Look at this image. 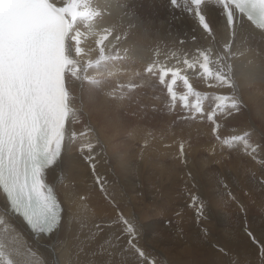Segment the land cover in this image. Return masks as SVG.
<instances>
[{
    "label": "bare ground",
    "instance_id": "1",
    "mask_svg": "<svg viewBox=\"0 0 264 264\" xmlns=\"http://www.w3.org/2000/svg\"><path fill=\"white\" fill-rule=\"evenodd\" d=\"M110 10L112 16L106 18L107 22L122 24L123 34L120 40L110 36L105 41V54L113 55L119 52L122 58L109 60L99 69H88V74L99 81L98 84L92 85L84 82L83 91L79 86H73L71 89L76 97L74 104L78 110L79 122L67 125L69 131L79 133L84 130L85 125H88L95 132L89 133L88 137H78L76 143L71 145L63 155L61 168L55 172L49 170L47 174L46 181L53 186L54 193L62 206L61 220L57 229L47 237L35 236L28 230L21 218L9 214L6 199L0 195V218H3L8 225L7 232L0 230V239H3L8 245L15 264H53L54 259L58 260L59 264H142L135 251L125 250L129 248V236L124 232L121 217L127 218L129 221L132 219L135 222L131 221L136 227L134 242L148 255L149 243L145 230L147 225L144 222L147 216L144 211L146 208L145 198L138 199L141 207L136 212L133 207L135 201L133 195L139 196L140 193V196L146 197L147 195L148 145L144 142V140L147 141V135L144 134L147 131L139 129V125H135V123L144 122L145 107L149 108L155 105L157 109H160L158 103L161 101L153 100L149 95V86L153 82L155 84V80H153L152 74L145 72V69L153 61L157 62L158 67L164 65L174 69L179 68L180 74L186 75L192 87L200 93L201 103V100L206 99L205 97L209 94L227 95L231 91L227 87L216 86L215 81H211L213 87H208V81L202 78L198 66L195 70L187 69L186 66L181 65L182 62H178L176 59L175 62H170L162 55L163 52L170 50L184 58V52L195 54L196 48H212L222 51L224 44L229 41V30L214 12L209 15L214 32L213 38L198 26L195 18L185 12L183 7H171L169 0H111ZM124 12L135 14L132 22L136 27H128L129 20L123 15ZM81 30L85 29L82 27ZM250 32L256 33L255 38H250L247 44H242L241 39L247 37ZM120 33L121 29L118 28L114 35ZM191 37L196 38L194 42L190 41ZM96 39V36H90L86 41L85 47L90 46L96 49L90 52L86 59L95 60L98 57L99 50L95 44ZM180 40H185V43L179 44ZM245 48H250V50L245 51ZM233 51L244 53L234 57L231 63L234 66L237 93L244 102L248 115L244 110L229 117L218 115L219 129L230 133L233 131L236 134L242 130V126H246L248 130L252 131V136L256 137L257 133L255 132L258 131V127L254 125V122L258 125H263L264 122V41L260 40L257 30L245 23ZM155 56L156 58H154ZM210 67L215 69L214 64ZM130 84L136 85L135 89L129 90L127 85ZM177 84L184 88L183 94H186L187 88L183 81L178 79ZM114 89L117 90V96L123 95L122 100L112 99L110 93ZM159 89L160 87L155 85V93H160ZM163 97L168 101L167 96ZM135 98H137V102ZM189 102L195 103L196 97L193 100L189 99ZM202 107L207 110L205 104L204 106L202 104ZM180 110V108H176V111ZM122 114L126 116L124 117ZM130 115L132 116L131 120ZM141 115H143V120ZM194 121L189 125L181 124L182 128L196 132L195 141L199 136L207 139L210 136V129L212 130L211 127H213L211 122L208 121L209 124H207L203 119ZM238 121H241L242 124L233 128L232 125ZM118 134L126 135L127 142H117ZM96 138L103 145V153L97 155L96 167V174L102 178L100 184L96 182L92 169L81 159L77 150L81 140L92 139L94 141ZM137 140L140 142V146L136 149L135 154H131L133 148L129 143L134 144ZM172 140L175 143V140ZM201 141L203 142V140ZM118 147L122 149L118 150ZM164 147L166 148V146ZM177 147L178 145L175 146V149H178ZM202 147L204 150H209V153L213 150L208 142ZM161 149L159 148L160 151ZM166 150L168 149L166 148ZM184 150L189 151L190 149L185 147ZM198 155L200 156V154ZM213 184L217 183L213 182ZM99 191L108 193V195L103 193L105 195L103 198ZM113 197L121 203L120 211L115 209ZM213 202H215L214 198ZM121 232H124L125 235L123 236ZM243 233L239 230L235 236V239L238 236V240L229 236L230 238H224L222 243H225L231 250L238 247L240 256L243 257H241L242 264H247L245 259H253L257 256V250L255 247L247 245V241L244 239L245 233ZM257 235L261 239L262 251H264V232H258ZM162 259L164 258L162 257ZM208 260L211 262H196L197 264H214L213 261H217L216 264H224L223 257L216 259L209 254ZM184 262L180 264H185Z\"/></svg>",
    "mask_w": 264,
    "mask_h": 264
},
{
    "label": "snow or ice",
    "instance_id": "2",
    "mask_svg": "<svg viewBox=\"0 0 264 264\" xmlns=\"http://www.w3.org/2000/svg\"><path fill=\"white\" fill-rule=\"evenodd\" d=\"M169 4L173 8L183 7L213 38L206 7L212 4L222 10L230 37L223 50L196 48L195 54L184 52L182 64L193 70L198 66L202 78L208 81V87H213L211 81H215L216 86L231 91L227 95H217V103L206 111L201 105L200 93L193 89L186 75L180 74L179 68L158 67L153 61L145 72L158 75L159 83L167 89L172 108L177 106L179 99L188 112L183 119L206 117L213 125L212 132L222 150L232 151L242 146L244 154L255 160L256 154L264 151V145L251 140L252 131L221 137L217 116L229 117L239 113L244 106L237 93L231 63L234 57L244 53L233 51V47L243 31L245 20L264 41V0H184L183 5L180 0H169ZM110 9L111 0H0V195L6 197L9 214L22 217L37 237L51 235L60 223L59 201L46 182L49 170L55 172L61 168L63 155L78 137H88L89 133L95 132L88 125L79 133L69 131L67 125L79 122L74 104L76 97L71 89L79 86L83 91L84 82L98 84L99 81L88 74V69H99L109 60L122 58L119 52L105 54V41L110 36L120 40L123 34L122 24L107 22L106 18L112 16ZM123 15L129 20V28L136 27L132 22L135 18L133 12H124ZM118 28L121 33L114 35ZM90 36L97 37L95 44L99 54L95 60L86 59L96 50L85 47ZM255 36L256 33L250 32L241 43L247 44ZM178 43L183 45L185 41ZM248 50L250 48H245ZM172 55L180 61L177 52ZM213 64L214 70L210 67ZM169 74L170 83L165 79ZM178 79L187 88V93L179 97L173 89ZM127 87L131 90L136 85ZM116 91L114 89L110 96L122 100L123 95L117 96ZM190 95L196 97L195 103L189 102ZM80 112L82 114V108ZM77 150L92 169L96 182L102 183V178L96 174L97 155L103 153L100 140H81ZM181 151L183 153V146ZM197 208L198 215L203 216L204 204ZM121 222L129 236V248L125 250L135 251L142 264H156L135 244V225L124 217ZM0 230L8 231L3 218H0ZM0 264H15L3 239H0ZM53 264H59V261L54 259Z\"/></svg>",
    "mask_w": 264,
    "mask_h": 264
},
{
    "label": "rangeland",
    "instance_id": "3",
    "mask_svg": "<svg viewBox=\"0 0 264 264\" xmlns=\"http://www.w3.org/2000/svg\"><path fill=\"white\" fill-rule=\"evenodd\" d=\"M192 38L190 41L194 42ZM163 53L164 58L170 62L177 60L172 55V51ZM182 59L180 57V62ZM155 85L160 87V93L157 91L155 93ZM149 88V95L153 100L161 101L158 103L161 108L157 109L155 105L149 108L142 107L145 113L144 122L135 123V125H139V129L147 131L144 133L147 135V141L144 140V142L148 145V169L146 197L140 196L141 193L139 196L133 195L135 197L133 203L135 212L141 207L138 199L145 198L146 208L144 211L147 216L144 222L147 225L145 230L149 243L148 255L155 260L156 264H180L184 261H186L185 264H197L196 261H209V254L216 259L223 257L224 260L221 261L224 264H242L243 260L238 247L231 250L225 243H222L224 238L229 239L233 236L235 239L236 233L241 230L245 233L243 234L246 237L244 239H246L247 245L253 246L257 250V256L251 260L245 259L246 263L262 264L264 251H262L261 239L257 233L264 232V184L261 183L264 181V151L258 152L257 158L254 160L244 154L242 146L232 151L222 150L211 129L207 139L199 136L195 141L197 136L194 137V135L197 133L182 128L181 124L189 125L194 120L182 118L187 116L188 112L182 107L181 102L178 100L177 106L172 109L168 96L163 92V86L157 84L156 80L155 84L153 82ZM133 89L135 87L131 90ZM193 89L197 91L195 88ZM176 90L183 95V87L178 85ZM212 94L201 100V105L205 104L207 110H210L215 102L217 103L215 97L219 94ZM163 96H167L168 101ZM194 97L190 95L188 98L193 100ZM135 101L137 102V98ZM243 105L242 110L248 115L244 102ZM177 107L181 110L176 111ZM142 117L143 115H141ZM131 118L130 115V120ZM204 119L207 121L206 117ZM204 119L203 121H205ZM206 121L205 123L209 124ZM240 124L242 122L238 121L232 126L236 128ZM254 125L258 127V131L255 132L257 136H252L251 140L264 145V122L263 125L254 122ZM245 128L246 126H242V130L236 134L233 131L230 133L218 129V134L221 137H229L240 134L244 130L247 131L248 129ZM125 136L118 134L117 142H127ZM172 139L175 140V143ZM204 141L211 144L213 150L210 153L209 150L203 149L202 145L207 144ZM160 143L162 144L160 145ZM129 145L133 148L131 154H135L140 142L137 140L136 143H129ZM176 145H178V149H175ZM181 146H183V153ZM185 147L190 150H184ZM120 149L122 148L118 150ZM212 179L213 181H211ZM213 182L217 184L214 185ZM99 192L103 198L108 195V193ZM193 197L197 199L193 200ZM213 198L215 202H213ZM113 201L115 209L120 211L121 203L115 199ZM201 203L205 206L203 216L198 215L197 206ZM131 221L135 223L132 219ZM121 234L125 235L124 232ZM235 240H238V236ZM213 262L217 263V261Z\"/></svg>",
    "mask_w": 264,
    "mask_h": 264
}]
</instances>
